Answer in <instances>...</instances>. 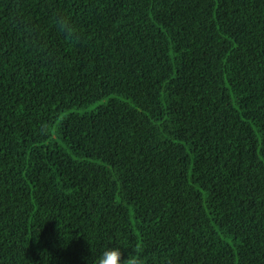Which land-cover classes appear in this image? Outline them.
<instances>
[{
    "label": "trees",
    "instance_id": "obj_1",
    "mask_svg": "<svg viewBox=\"0 0 264 264\" xmlns=\"http://www.w3.org/2000/svg\"><path fill=\"white\" fill-rule=\"evenodd\" d=\"M117 245L264 264V0H0V264Z\"/></svg>",
    "mask_w": 264,
    "mask_h": 264
},
{
    "label": "clouds",
    "instance_id": "obj_2",
    "mask_svg": "<svg viewBox=\"0 0 264 264\" xmlns=\"http://www.w3.org/2000/svg\"><path fill=\"white\" fill-rule=\"evenodd\" d=\"M58 28L68 34L70 38L78 39L76 29L68 17L60 16L55 21ZM122 246L105 247L95 260V264H145L142 254L139 250L127 255Z\"/></svg>",
    "mask_w": 264,
    "mask_h": 264
}]
</instances>
